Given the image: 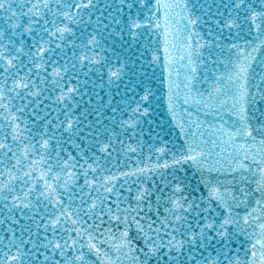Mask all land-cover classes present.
<instances>
[{
    "label": "snow or ice",
    "instance_id": "obj_1",
    "mask_svg": "<svg viewBox=\"0 0 264 264\" xmlns=\"http://www.w3.org/2000/svg\"><path fill=\"white\" fill-rule=\"evenodd\" d=\"M0 264H264V0H0Z\"/></svg>",
    "mask_w": 264,
    "mask_h": 264
}]
</instances>
